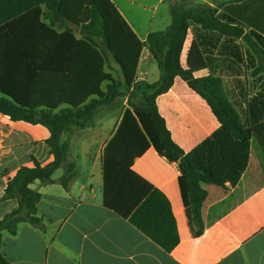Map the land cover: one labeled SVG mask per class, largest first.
<instances>
[{"label":"crops","instance_id":"crops-1","mask_svg":"<svg viewBox=\"0 0 264 264\" xmlns=\"http://www.w3.org/2000/svg\"><path fill=\"white\" fill-rule=\"evenodd\" d=\"M111 1L143 42L150 33L169 28L173 10L179 8L178 4L170 7L172 20L165 28L141 33L136 22L125 16L121 0ZM124 1L137 4V0ZM182 4L181 12L204 6L216 8L217 14H226L233 19V27L241 29L236 36L192 24L181 64L188 67V54L195 42L206 62L204 69L194 73L195 77L220 78L244 124L255 128L248 153L222 151L237 174L236 183L203 185L208 192L202 207L203 235L195 237L191 229L179 186L178 165L160 156L154 147L135 160L133 170L168 198L177 222L179 245L171 252L165 251L127 219L104 206V150L129 107L125 96L126 107L121 99H116L111 105L101 106L88 126L70 125L63 132L61 141L70 145L69 161L76 165V176L69 189L59 182L43 185L36 181L31 185L42 195L37 216L42 219L44 230L23 222L16 235L3 233L2 252L12 264H264V0H204L201 6L193 0H183ZM41 11V22L57 32L72 31L78 39L91 36L102 46V38L83 31L81 25L54 9L41 5ZM32 22L37 24L35 16ZM40 32L37 27L34 38L39 39ZM7 45L0 39V103L59 104L55 110L59 112L70 108L72 102L82 101L84 92L72 96L73 83L56 71L59 60L54 43L39 45L35 57L40 68H29L22 51ZM106 56V72L122 80L121 66L111 53ZM64 61L65 56L62 64ZM160 77L159 64L145 47L137 81L153 84ZM107 87L108 82L101 85L104 91ZM157 105L173 140L187 153L221 126L207 101L180 77L157 98ZM105 106L112 112L102 113L104 118L96 122ZM49 137L46 127L13 121L0 112V220L19 207L16 199H4L8 182L17 172L22 167H35L36 162L46 166L54 161L46 144ZM64 172L62 168L57 170L53 178L60 179Z\"/></svg>","mask_w":264,"mask_h":264},{"label":"trees","instance_id":"trees-1","mask_svg":"<svg viewBox=\"0 0 264 264\" xmlns=\"http://www.w3.org/2000/svg\"><path fill=\"white\" fill-rule=\"evenodd\" d=\"M41 5L102 38V46L91 36L78 39L72 31L59 33L42 23ZM33 16L37 24L32 22ZM232 22L233 19L224 13L217 14V9L211 6L182 12L175 9L172 25L150 33L143 42L111 0H80L73 4L70 0H0V39L8 43L7 47L22 51L29 68H40L35 57L39 45L54 43L59 60L56 71L73 83L72 96L84 92L81 102H72L70 108L59 112H55L59 104L0 103V112L13 121L46 127L50 132L46 144L55 157L46 166L36 162L33 168L22 167L8 182L4 199H16L19 207L0 220V264H12L2 252L4 232L16 235L23 222L44 230L43 221L37 216L42 195L31 185L36 181L43 185L59 182L69 189L76 176V165L69 161L70 145L61 141L63 132L70 125L88 126L101 106L125 96L129 107L104 150V206L127 219L165 251L171 252L179 245L177 222L168 198L133 170L135 160L154 147L160 156L178 165L179 186L191 229L195 237L203 235L202 207L208 195L203 185L236 183L237 174L222 151L248 153L255 128L244 124L228 100L220 78L195 77V72L206 67L198 45L194 42L190 48L187 68L181 64V54L192 24L203 30L238 36L241 29L233 27ZM37 27L42 31L39 39L33 36ZM145 47L161 69L160 80L153 84L137 81ZM107 52L121 66L120 81L105 70ZM62 65L63 71L59 69ZM177 77L207 101L221 124L212 137L188 153L173 140L157 105V98L173 87ZM105 82H108L106 91L101 88ZM40 106L46 109L39 110ZM61 168L65 172L55 180L53 176Z\"/></svg>","mask_w":264,"mask_h":264},{"label":"rangeland","instance_id":"rangeland-1","mask_svg":"<svg viewBox=\"0 0 264 264\" xmlns=\"http://www.w3.org/2000/svg\"><path fill=\"white\" fill-rule=\"evenodd\" d=\"M196 6H201L204 4V0H193ZM119 2V1H118ZM183 0H165L160 2V0H137V4L131 5L127 1L121 0L119 2L121 9L125 13V16L132 22H136L137 29L141 28V33L145 30H160L165 28L171 23L172 15L170 14V7L178 4L179 8H182ZM141 4V5H140ZM143 5L147 8H143ZM177 8V9H179ZM181 12V9H179ZM125 97L121 98V102L124 104L123 107L127 106ZM100 114L96 117L95 121L99 122L104 116L102 113L109 114L112 112L107 106L102 107ZM123 110V108H122ZM117 111V110H116Z\"/></svg>","mask_w":264,"mask_h":264}]
</instances>
